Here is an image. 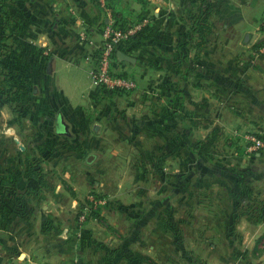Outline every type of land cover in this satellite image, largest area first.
<instances>
[{
  "label": "crops",
  "instance_id": "obj_1",
  "mask_svg": "<svg viewBox=\"0 0 264 264\" xmlns=\"http://www.w3.org/2000/svg\"><path fill=\"white\" fill-rule=\"evenodd\" d=\"M113 6L128 19L142 13L148 18L146 34L119 43L115 70L138 82L135 97L129 99L134 107L133 131L144 127L166 135L159 153L163 162L156 165L162 183L171 171L166 194L146 211L145 225L138 220L134 226L125 223L112 230L113 244H100L95 258L87 256L88 244L79 240L63 245L42 233L38 244H23L17 219L28 212V197L42 198L44 189L39 195L22 194V213L0 209V264H9L21 253L23 264H59L60 260L65 264L73 253L80 264H208L199 258L197 247L207 246L210 256L220 247L218 235L232 248L238 241L241 244L243 256L233 264H264V151L252 155L244 145L247 133L264 136V54L256 52V44L249 49L251 41L245 43L247 33L257 38V27L240 34V25L254 26L256 18L245 23L242 9L222 5L220 24L212 26L217 11L211 5L209 32L200 37L191 29V20L201 5L194 9L191 5ZM11 13L17 75L13 83L39 91L31 99L37 106L62 104L66 110L80 104L66 94V84L75 81L62 72H90L106 22L97 0H12ZM120 52L132 59H121ZM68 112L59 116L63 131L58 132L70 136L64 118L73 113ZM211 136L215 138L211 149L199 155L197 141ZM164 203H171V208L165 210ZM201 213L204 216L197 222ZM152 218L159 225L150 226ZM146 243L148 250L142 248ZM166 246L173 255L167 256Z\"/></svg>",
  "mask_w": 264,
  "mask_h": 264
},
{
  "label": "rangeland",
  "instance_id": "obj_2",
  "mask_svg": "<svg viewBox=\"0 0 264 264\" xmlns=\"http://www.w3.org/2000/svg\"><path fill=\"white\" fill-rule=\"evenodd\" d=\"M201 2L203 1L108 0V5H191L194 9L201 5ZM206 3L216 6L217 12L213 18L210 17L212 26L220 24L219 9L222 5H234L235 8L242 9L241 17L246 19L245 23L256 18L254 26L249 23L244 27L240 25V34L247 28L257 27L256 31L259 30L257 38L248 45L249 49L255 48L257 41L264 39V0H205ZM6 8L11 10L10 1L6 2ZM235 11L236 9L232 12ZM236 18L235 15L231 17L232 20ZM4 33L8 34L9 30L4 28L0 19V35ZM1 42L4 64H0V173L9 174L19 169L24 153L29 151L31 155L39 157L49 184L53 185L42 191V198L28 197V212L24 214V218H18L17 223L15 222L22 233L19 240L29 246L38 244L43 234L63 245L79 240L88 244L87 256L95 258V254L101 249L100 244H113L109 242L112 230L123 228L125 223L127 226H134L138 220L145 225L146 211L154 208L161 194H166L171 171L165 174L167 180L162 179V183V171L156 166L163 162L159 153L166 135L163 136L155 128L151 131L144 130L143 127L140 132L133 131L131 116L134 107L129 104V99L135 97L133 95L138 86L133 91L122 94H106L94 83L89 71L62 72L68 79L75 81L74 85L66 84L65 89L72 102L81 101L73 108L65 110L62 104L49 108L37 106L31 99L39 91L35 93L21 85L18 88L16 83L9 94L6 89L3 90L2 73L10 74V80L17 82V75L13 70L11 35ZM91 87L93 90L90 91ZM86 93L88 94L84 97ZM67 111V114L73 113L64 118L68 123L70 136L65 134V131L58 132L63 131L60 123L62 119L59 116ZM259 135L264 139L263 135ZM149 163L154 166L146 165ZM13 193L10 192L4 201L1 199L0 208L5 206L4 211L13 208L22 213L23 209L17 205L16 199L10 197L15 194ZM20 196L25 199V196ZM93 197L103 201H94ZM74 198L77 201L74 202ZM164 205L165 210L171 208V203ZM93 211H98L97 216H94ZM203 216L201 213L197 222L201 221ZM157 225L158 219L152 218L150 226ZM99 231L102 232L98 233ZM193 236L203 238L199 233H194ZM216 241V244L220 243V247L212 250L210 256L207 246L204 249L197 247L200 256L198 257L207 260L208 264H233L238 257L243 256L239 255V241L238 248L222 243L220 235ZM146 245L148 243L142 248L148 250L144 247ZM262 251L263 249H260L261 253ZM248 252L246 255H249ZM165 253L171 256L174 252L166 246ZM223 257H226V260H223ZM21 259L23 253L14 257V261L9 264H23ZM59 264H63L61 260ZM65 264H80L78 256L73 253L70 261Z\"/></svg>",
  "mask_w": 264,
  "mask_h": 264
},
{
  "label": "trees",
  "instance_id": "obj_3",
  "mask_svg": "<svg viewBox=\"0 0 264 264\" xmlns=\"http://www.w3.org/2000/svg\"><path fill=\"white\" fill-rule=\"evenodd\" d=\"M10 1L12 4V0H0V19L3 21V26L5 29L9 30L8 34H1L0 35V64L3 65L2 61V40L5 37H8L11 35V17L12 13L11 10L6 8V2ZM201 6L197 9V11L192 13V20H191V29L193 32L198 34L200 37L204 35L205 32H207L209 28V18L211 17V11L212 6L208 3L205 4V0H202ZM8 7V6H7ZM112 9V13L114 16V24L119 27H126L128 24L133 23L134 21L143 19L145 14L138 15L136 19H128L125 16L121 15L113 5H110ZM149 24L147 23L141 30H139L137 33L131 36L130 39L138 38L141 35L146 34V32L149 30ZM209 32V31H208ZM260 43H256V47ZM117 57V54H116ZM121 72V71H120ZM4 78L2 80L3 90L6 89L8 93L14 88V83L12 80H10V74L8 73H2ZM123 75H129L127 73L121 72ZM9 76V77H8ZM100 90L105 92L106 94H122L125 93L123 91L118 90H109L104 87L100 86ZM128 92V91H127ZM10 94V93H9ZM9 99V98H7ZM260 136V135H259ZM214 137H207L205 139H200L196 143L197 152L199 155H205L212 147L214 143ZM262 152V151H260ZM259 152V153H260ZM258 152L251 153L252 155H256ZM32 153L29 151H26L24 153V157L22 158V168L21 169H15L13 173L9 174H3L0 173V201H4V198L7 199V196H9L10 192H14V195H10L11 198L16 199L17 205L20 207V209H23L25 203L21 201L20 195L27 194V195H39L40 192L51 186L49 184V181L46 177V173L44 172V168L41 164V160L37 156L31 155ZM24 179V184L21 185V181ZM96 196H98L97 193ZM16 197V198H15ZM15 203V205H16ZM6 207H1L0 209L4 211ZM15 209L11 208L10 210L6 209V211L11 212ZM98 211H93L94 216H97Z\"/></svg>",
  "mask_w": 264,
  "mask_h": 264
},
{
  "label": "built area",
  "instance_id": "obj_4",
  "mask_svg": "<svg viewBox=\"0 0 264 264\" xmlns=\"http://www.w3.org/2000/svg\"><path fill=\"white\" fill-rule=\"evenodd\" d=\"M97 2L105 12L106 22L102 29V41L95 52L93 65L89 72L90 76L99 87L123 92L133 91L138 86L137 80L131 75H123L115 70L117 47L121 41L130 39L132 35L141 30L148 23V18L144 17L122 28L114 24L115 19L108 0H97ZM257 43L260 44L255 48L256 52L264 54V39L258 40ZM244 138V145L249 153L263 151L264 139L261 136L247 133ZM93 200L103 201L97 197H93Z\"/></svg>",
  "mask_w": 264,
  "mask_h": 264
},
{
  "label": "water",
  "instance_id": "obj_5",
  "mask_svg": "<svg viewBox=\"0 0 264 264\" xmlns=\"http://www.w3.org/2000/svg\"><path fill=\"white\" fill-rule=\"evenodd\" d=\"M246 37H248V40H246V41H252L253 37H255V34L247 33ZM120 58L121 59H127V60H131L132 59V57L130 55H127L124 52H120Z\"/></svg>",
  "mask_w": 264,
  "mask_h": 264
}]
</instances>
